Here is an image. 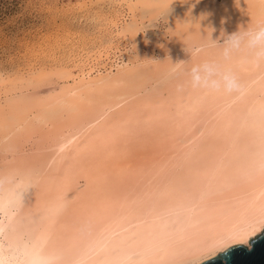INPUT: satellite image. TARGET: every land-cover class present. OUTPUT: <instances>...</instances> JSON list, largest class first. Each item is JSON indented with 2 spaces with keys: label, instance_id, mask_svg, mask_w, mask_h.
<instances>
[{
  "label": "bare ground",
  "instance_id": "6f19581e",
  "mask_svg": "<svg viewBox=\"0 0 264 264\" xmlns=\"http://www.w3.org/2000/svg\"><path fill=\"white\" fill-rule=\"evenodd\" d=\"M260 27L257 12L226 24L235 46L173 37L185 55L154 72L186 74L165 97L110 99L127 84L119 68L79 86L102 99L70 94L91 109L66 130L45 129L29 153L0 148V259L27 244L44 264H197L248 247L264 227V54L249 44Z\"/></svg>",
  "mask_w": 264,
  "mask_h": 264
},
{
  "label": "rangeland",
  "instance_id": "374dc122",
  "mask_svg": "<svg viewBox=\"0 0 264 264\" xmlns=\"http://www.w3.org/2000/svg\"><path fill=\"white\" fill-rule=\"evenodd\" d=\"M260 2L264 6V0H0V148L18 144L29 153L45 129L66 130L80 120L91 108L71 102L72 92L93 99L105 95L86 94L82 83L122 75L127 84L107 92L110 99L165 97L186 74L154 72L161 56L185 55L169 48L173 37L200 39L186 42L187 48L204 42L235 46L236 34L223 27L254 12L264 16ZM248 54L255 56V49Z\"/></svg>",
  "mask_w": 264,
  "mask_h": 264
},
{
  "label": "water",
  "instance_id": "95a60500",
  "mask_svg": "<svg viewBox=\"0 0 264 264\" xmlns=\"http://www.w3.org/2000/svg\"><path fill=\"white\" fill-rule=\"evenodd\" d=\"M249 246L235 244L197 264H264V227L248 240Z\"/></svg>",
  "mask_w": 264,
  "mask_h": 264
},
{
  "label": "clouds",
  "instance_id": "9594fccd",
  "mask_svg": "<svg viewBox=\"0 0 264 264\" xmlns=\"http://www.w3.org/2000/svg\"><path fill=\"white\" fill-rule=\"evenodd\" d=\"M249 44L252 47L259 49L258 54H264V27H260L257 31L249 34ZM232 43L238 45L239 41L235 36L232 38ZM194 81L199 82L200 76L196 74L197 70L194 69ZM225 86L231 89L234 86V80L231 77H224ZM215 84V82H213ZM0 264H44L42 258L36 253V251L30 248L27 244L21 246V258L14 259L12 261H5L0 259Z\"/></svg>",
  "mask_w": 264,
  "mask_h": 264
}]
</instances>
